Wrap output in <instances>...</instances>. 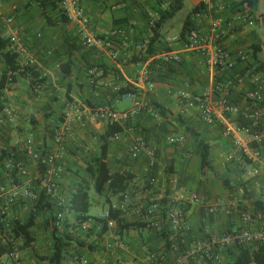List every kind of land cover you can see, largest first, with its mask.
Listing matches in <instances>:
<instances>
[{
	"label": "crops",
	"instance_id": "1",
	"mask_svg": "<svg viewBox=\"0 0 264 264\" xmlns=\"http://www.w3.org/2000/svg\"><path fill=\"white\" fill-rule=\"evenodd\" d=\"M242 0L235 2L233 6ZM161 0H85L83 10L89 17L95 35L107 38L114 29H123L127 33L126 44L120 38L111 41L120 54L116 60L108 56L109 50L93 48L86 49L80 42V29L77 25L60 20L59 15L46 6L43 10L28 0H3L0 5V28L6 18L12 17L14 25L19 30L22 43L28 52L35 57L38 67L36 73L44 81L37 92H32L30 79L17 78L13 86V96L5 100L17 110V120L14 127L5 125L0 129V150L13 145L23 137L31 136L42 153L54 148V134L66 103L77 101L88 110L97 107H107L113 111H124L130 108L131 102L117 94L118 89L127 84L136 91V97L146 102L151 108L150 113H143L125 123L118 124L122 133L108 139L109 147L106 156L108 169L115 172L126 171L135 177L133 196L130 197L131 211L140 202H144L146 193L140 191V185L145 180L144 168L146 159L143 156L131 159L128 156V146L134 138L141 137L155 151L156 177L155 192L158 197L167 189L166 182L170 177L178 178L188 192H195L199 197H234L239 201L243 212L254 215L259 212L254 203L264 205V144L261 146L262 164L260 175L249 179L243 175L237 164H225L224 157L231 151L230 141L222 136L216 125H204L195 109L185 107L176 97L178 91L186 89L190 94H200L213 88L216 78L196 52H187L182 48V40L165 42V39L178 37L185 16L193 7L205 4V0H189L190 9L179 23L169 21L161 30L160 41L155 43V53L149 57L148 82L153 90L146 91L147 84L139 77L140 69L132 63L133 47L148 37L147 14L159 11ZM183 0V7H184ZM224 2V1H222ZM220 3V2H219ZM260 3V0L258 4ZM214 6L217 2H213ZM250 11L254 26H243L235 32H228L222 39L227 49H251L258 46L257 59L264 66V16L257 12V6ZM233 6H231L233 8ZM229 7L225 12L228 24L229 15L237 10ZM183 9V8H182ZM202 11V10H201ZM243 11V10H242ZM193 26L199 32L208 29V15L202 19H193ZM122 27V28H121ZM171 35V36H168ZM172 52L179 54V64H160L158 54ZM3 64L0 62V73ZM66 70V72H64ZM220 96L228 97L233 104L243 105L242 91H232L227 94L221 88ZM127 101V106L118 109L116 104ZM152 103L158 107L156 109ZM106 121L82 118L73 124L72 133L64 143L63 174L60 180V195L66 200L76 173L82 174L84 167L98 157L102 136L105 135ZM186 127L190 128L187 130ZM184 137V142L178 146L169 145L168 137ZM199 140L210 145L211 166L201 176L200 161L196 151ZM32 178H36V166L19 157ZM79 167V168H78ZM20 182V179H17ZM139 191V192H137ZM100 197L93 200L91 206L97 211L90 214L88 230L83 232L75 225V216L65 207V224L58 229L60 234H68L73 240L82 243L75 245L66 254L61 264H73L77 257L84 258L92 264H126L138 263L144 257V250L150 252L164 251L163 241L154 231L144 229H128L119 231L116 227L106 228L96 220V215L107 209L99 205ZM146 202V201H145ZM115 201H111V204ZM101 208V210H98ZM31 209V203L20 202L10 207L7 220L13 218L23 220ZM185 221L190 228L184 236L185 247L204 243L210 238L232 232L241 227L253 230L264 228V220L250 225H244L237 215L230 217L222 213L209 215L200 203L185 208ZM52 211L35 214L34 225L30 229L33 239L30 248L19 251L17 264H47L41 257H49L52 237ZM261 212H264L261 211ZM155 214L158 223L163 225V217ZM125 223L134 222V213L126 216ZM141 230L144 232L142 233ZM139 234V235H137ZM139 236L141 238H139ZM2 237L0 233V238ZM126 243V251H118L111 256L107 246L114 241ZM21 244V243H20ZM88 245L92 247L88 248ZM94 245V247H93ZM174 254L166 252L170 262ZM224 255H222V259ZM224 260V259H223ZM222 262V261H221ZM191 264H199L194 257Z\"/></svg>",
	"mask_w": 264,
	"mask_h": 264
},
{
	"label": "built area",
	"instance_id": "2",
	"mask_svg": "<svg viewBox=\"0 0 264 264\" xmlns=\"http://www.w3.org/2000/svg\"><path fill=\"white\" fill-rule=\"evenodd\" d=\"M85 0H57V5L67 22L77 25L80 29V42L86 49L100 48L109 50L108 56L116 60L120 54L117 47L111 42L98 38L92 30L89 17L82 7ZM174 0H161L159 11H150L147 14V27L149 35L141 42L134 45L135 55L145 53L152 36V29L159 18V13L164 12ZM224 1V2H222ZM239 0H205L202 11L193 15V19H202L208 15V29L199 32L190 26L185 39L182 40V48L187 52H196L200 55L205 65L211 70L212 77L225 76L233 71L234 66L240 63L243 72L231 75L230 87L233 91H242L243 105L230 103L226 96L217 95L215 89L210 88L200 94H190L186 89L177 92L176 97L183 102L185 107L195 109L200 121L206 126L216 125L220 128L222 136L230 141L231 151L224 157L225 164H237L243 175L254 179L260 175L262 156L260 148L264 144V75L254 73L255 66L251 65V49H227L222 39L228 32H235L243 26L252 28L254 21L247 10L231 13L227 24L225 12L229 7ZM3 0H0V5ZM213 2H217L214 6ZM220 2V3H219ZM232 8V7H231ZM192 19V20H193ZM109 36L121 37L126 44L127 33L123 29H114ZM0 39L8 42L6 52L16 56L17 69L10 71L7 76V83L3 90V97L0 101L10 100L13 96V79L20 78V74L31 70L37 71V61L22 43L19 30L14 25L12 17H8L0 28ZM179 37L165 39V42H175ZM159 64H179V54L162 52L158 54ZM140 69L139 77L147 84L146 91L153 90L152 84L148 82V62H136L134 64ZM29 76V75H28ZM43 78L42 76L39 77ZM125 84L123 87H127ZM41 85H32V92H37ZM120 89V88H119ZM118 89V90H119ZM123 97L131 102L129 109L124 111H113L107 107H97L88 110L77 101L66 103L61 113V118L54 134V148L50 152L38 150L35 140L31 136L23 137L9 146L10 154L3 161V176L5 182H0V222L7 229L9 227L7 214L9 208L20 202L36 203L37 190L44 193L48 201L55 208L52 225L59 229L64 222V211L66 200L60 195V180L63 174L62 163L64 159V143L72 133L73 124L82 118L109 123L121 124L138 117L143 113H150L149 105L136 97L133 91H128ZM17 110L10 104L4 105L0 111V129L5 126L16 125ZM115 137V136H114ZM167 143L172 146L183 144L184 137H168ZM14 149V152L11 151ZM128 156L137 159L143 156L146 159L144 174L149 185L155 186L156 177L149 173L156 167V155L154 149L141 137L134 138L128 146ZM24 157L36 166L37 176L32 178L29 171L19 160ZM20 179V182L16 180ZM145 180V181H146ZM146 186V182L140 188ZM167 189L162 195L150 199L154 201L145 208V201L138 203L131 211L129 206L132 194L124 196L120 203H113L111 209L120 213L122 218L134 213V222L144 225L146 231H160L164 226L168 235L169 249L166 252L174 254L170 262L166 259V252H150L144 250V257L138 263L126 264H191L194 257H197L199 264H206L209 261L214 264L221 263L220 253L240 245H263L264 228L253 230L248 227H241L238 230L224 233L218 237L210 238L204 243H198L185 247L184 236L190 228L185 221V207L200 203L209 215L222 213L226 217L237 215L244 225H250L257 221L264 220V212H257L254 215L243 212L240 209L239 201L234 197H199L195 192H188L181 181L176 177H170L166 182ZM140 189V190H141ZM165 201L163 225L158 223L155 214L159 212L158 202ZM158 214V215H159ZM98 221L103 222L107 228L112 229L115 222L110 219L109 211L106 209L96 215ZM89 220L80 223L81 231L88 230ZM12 250L0 257V264H17L19 261V245L21 241L9 239ZM127 245L121 240L114 241L107 246L111 256H116L118 251H126ZM73 264H92L84 258L77 257Z\"/></svg>",
	"mask_w": 264,
	"mask_h": 264
},
{
	"label": "trees",
	"instance_id": "3",
	"mask_svg": "<svg viewBox=\"0 0 264 264\" xmlns=\"http://www.w3.org/2000/svg\"><path fill=\"white\" fill-rule=\"evenodd\" d=\"M37 4L42 10L49 6L51 10L56 12L61 21L67 22L66 18L63 17L59 7L57 5V0H28ZM259 0H242L240 3H237L233 6V10L242 11L246 8H249L252 11ZM183 8V0H174L168 6V8L159 13V18L156 21L153 29L152 36L149 38V43L145 53L140 55L133 54L132 63L143 62L145 63L149 57H152L155 53V43L160 41L161 30L162 28L180 12ZM204 6L201 4L199 6L193 7L190 12L185 16L182 24V28L179 33V39H185L186 33L190 30V26L193 27V15L200 12ZM249 11V12H250ZM234 12V11H233ZM232 12V13H233ZM122 28V27H121ZM100 39L111 42L115 41V38L108 36L107 38L99 37ZM122 38H120L121 40ZM123 40V39H122ZM121 40V42H122ZM8 42L4 39H0V62L3 64V70L0 73V98L3 97V90L5 89L8 76L7 74L10 71H15L17 69L16 56L6 52ZM259 49L258 46L251 47V65L255 66L254 73H262L264 75V66L257 59V53ZM160 65V64H158ZM243 67L240 63H237L234 66L232 72L227 73L225 76L217 77L213 89L217 92V95L222 93L221 88L226 90L227 94L233 90L230 87L231 75L240 74L243 72ZM66 72V70H64ZM29 75V76H28ZM21 78L26 77L30 79L31 84H38L44 81V78L39 79V75L36 72L27 70L19 75ZM16 82V78L13 79V83ZM128 91H133L136 94V91L133 87L127 86L122 87L118 90L119 95L123 96ZM227 96V95H225ZM228 99V97H227ZM229 101V100H228ZM232 103L231 101H229ZM152 106L158 109L154 103ZM4 107V102L0 101V111ZM187 130L190 128L186 127ZM122 133V129L118 124L111 123L107 126L105 135L101 137L102 144L100 146V152L98 157L93 158L91 163H88L82 174H75V177L79 178V181L73 182L72 190L69 191V194L66 197V208L68 211L74 214L75 216V225L79 227L80 223L91 219L89 215V210L91 208V201L89 192L92 189L93 192L103 199L104 204L107 206L109 211L110 219L113 220L116 224V227L121 232L123 230L134 229L140 230L144 228L143 224L132 222L125 223L124 219L121 217L120 213L111 209V201L114 200L116 203H120L124 200V196L127 194H132L136 182L133 174L126 171L115 172L108 169L106 164V156L109 147L108 139L113 138L115 135ZM14 152V149H11ZM196 151L200 161V173L203 176L211 166L210 162V145L203 140H199L196 144ZM10 154L9 146L5 149L0 150V182L4 183L5 178L3 176V161ZM156 170L153 169L149 176H152ZM147 178V176H145ZM146 186L142 187L140 191L146 193V196L143 201H146L145 208L154 203V201H149L150 199L156 198L158 194L155 192V187L148 184L146 180ZM34 191L38 195L36 203H31V209L29 215L23 220L15 219L8 221L9 227L6 229L0 222V233L2 237L0 238V257L6 255L12 250V244L9 242V239L12 238L16 241H21L19 245V250L30 248L33 242V239L30 237V229L34 225L35 214L52 211L53 205L48 201L47 197L43 192L37 190L36 184L33 185ZM139 192V191H137ZM14 204L12 207L16 206ZM165 201L161 199L158 202V208L161 216H164L165 211ZM254 207L257 211H263L264 205L260 203H254ZM186 208V207H185ZM186 210V209H185ZM97 220V219H96ZM98 221V220H97ZM101 222V221H99ZM65 221L63 222V225ZM102 232H105L106 225L102 222ZM52 225V222H51ZM158 234V237L163 241V248L167 251L169 249V240L168 235L163 226L160 231H154ZM75 245H82V243L75 241L68 234H60L58 229L54 228L52 225V237L50 250L51 254L49 257H41V261H46L47 264H61L65 259L66 254L71 250ZM91 248L92 245H88V248ZM94 247V245H93ZM224 254L225 264H264V244L263 245H240L235 246L227 251L222 252ZM206 264H214L209 261H206Z\"/></svg>",
	"mask_w": 264,
	"mask_h": 264
},
{
	"label": "rangeland",
	"instance_id": "4",
	"mask_svg": "<svg viewBox=\"0 0 264 264\" xmlns=\"http://www.w3.org/2000/svg\"><path fill=\"white\" fill-rule=\"evenodd\" d=\"M190 6H191V5H190L189 0H185L183 9H182L180 12L177 13V15L174 17V19H172V22H174V23H175V22H176V23H179L178 21H179V20H182V19L184 18V16L189 12ZM256 9H257V12H258V13H262L263 16H264V0H260V3L258 4V6H257ZM168 36H171V35H168ZM169 39H170V37H169ZM125 106H127V101H123V102H120L119 104H116V107H117L118 109L124 108ZM78 168H79V167H78ZM72 176H73V178H76L75 175H72ZM89 196H90V201H91V203L93 202V200H96V199L99 198V196H97V195L93 192L92 189H91L90 192H89ZM113 201H114V200H113ZM99 205H101L102 208H105V207H104L105 204H104L102 198H100ZM98 210H101V208H99ZM96 212H97V211L91 206V208H90V210H89V213H90V214H96ZM141 232L143 233L144 231L141 230ZM137 235H139V234H137ZM139 238H141V237L139 236ZM222 255H224V254H223V253H220L221 261H222L220 264H225V260H223L224 258L222 259Z\"/></svg>",
	"mask_w": 264,
	"mask_h": 264
}]
</instances>
